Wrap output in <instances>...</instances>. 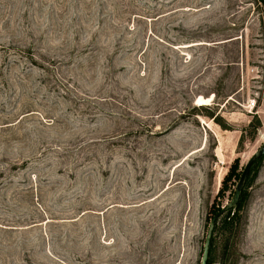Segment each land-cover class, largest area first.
I'll return each instance as SVG.
<instances>
[{
	"label": "rangeland",
	"instance_id": "rangeland-1",
	"mask_svg": "<svg viewBox=\"0 0 264 264\" xmlns=\"http://www.w3.org/2000/svg\"><path fill=\"white\" fill-rule=\"evenodd\" d=\"M263 142V0H0V264H264Z\"/></svg>",
	"mask_w": 264,
	"mask_h": 264
},
{
	"label": "water",
	"instance_id": "water-1",
	"mask_svg": "<svg viewBox=\"0 0 264 264\" xmlns=\"http://www.w3.org/2000/svg\"><path fill=\"white\" fill-rule=\"evenodd\" d=\"M264 155V142L263 144L249 157L247 162L245 163L242 172L240 174V177L238 179V182L235 186L234 194L233 197L229 203L231 207H234L237 204V201L240 197L242 188L244 186V183L246 181V178L249 174L250 167L253 163V161L261 156ZM217 216H214L213 219L211 220L210 227L207 231L203 249H202V255H201V261L200 264H207L208 262V256H209V246H210V239H211V234H212V229L215 223Z\"/></svg>",
	"mask_w": 264,
	"mask_h": 264
},
{
	"label": "trees",
	"instance_id": "trees-1",
	"mask_svg": "<svg viewBox=\"0 0 264 264\" xmlns=\"http://www.w3.org/2000/svg\"><path fill=\"white\" fill-rule=\"evenodd\" d=\"M264 1V0H263ZM256 160V159H255ZM254 160V161H255ZM254 161H253V163H254ZM252 163V164H253ZM234 165H235V161L231 164V166H230V170L229 171H231V170H233L234 169ZM250 171V170H249ZM242 172V171H241ZM241 174V173H240ZM227 177V175H225L224 176V178H223V180L225 179ZM239 177H240V175H239ZM239 177H238V179H239ZM247 179H248V177L246 178V181H247ZM222 180V181H223ZM246 181H245V183H246ZM220 192H221V188L219 189V191H218V193H217V197H219V194H220ZM244 194H245V190H244V188H242V191H241V194H240V197H239V199H238V201H237V205L235 206V207H231V209H230V211L228 212V216H231L230 218H233V216H234V218L235 217H239L238 215H239V213H240V207H239V203H241V202H243V198H244ZM224 212V210H221V211H219L218 213H216L214 216H219L220 214H222ZM230 213H231V215H230ZM229 218V221L231 220ZM233 222V220H231L230 222H228V221H226V227H228V226H230V224ZM210 250H211V245L209 246V252H210ZM207 264H209V261L207 262Z\"/></svg>",
	"mask_w": 264,
	"mask_h": 264
},
{
	"label": "bare ground",
	"instance_id": "bare-ground-1",
	"mask_svg": "<svg viewBox=\"0 0 264 264\" xmlns=\"http://www.w3.org/2000/svg\"><path fill=\"white\" fill-rule=\"evenodd\" d=\"M200 101H201V103H203V102H204V103H207L208 100L201 99Z\"/></svg>",
	"mask_w": 264,
	"mask_h": 264
}]
</instances>
